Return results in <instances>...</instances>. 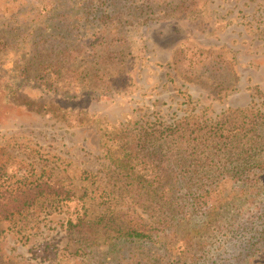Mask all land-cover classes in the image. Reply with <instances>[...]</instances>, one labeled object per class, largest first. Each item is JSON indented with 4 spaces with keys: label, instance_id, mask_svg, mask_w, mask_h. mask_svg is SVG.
I'll return each instance as SVG.
<instances>
[{
    "label": "rangeland",
    "instance_id": "374dc122",
    "mask_svg": "<svg viewBox=\"0 0 264 264\" xmlns=\"http://www.w3.org/2000/svg\"><path fill=\"white\" fill-rule=\"evenodd\" d=\"M203 1L185 12L157 8L143 14L123 6L118 16L124 31L112 40L99 36L105 28L111 32L114 21H93L90 27L85 22L71 47L88 53L79 54L71 63L74 71L60 78L57 71L42 73L37 63L19 64L30 57L32 41L48 48L52 43L48 32L46 44L39 40L41 31L36 34L39 0H0V30L20 31L11 41L19 59L10 53V61L0 62V182L44 180L75 192L72 201L37 211L31 224L7 223L0 264H104L105 257L116 256L123 264L132 261L120 248L110 252L102 236L100 246L82 245L67 222L84 209L90 221L109 218L126 226H155L158 218L174 214L181 221L180 248L187 249L183 264H237L242 258L239 234L232 237L235 226L261 211L264 196L241 195L242 184L229 181L217 197L226 206L218 208L213 200L187 218L179 200L167 206L149 193L129 195L115 153L148 126L216 122L263 108L264 0ZM34 28L40 38L31 35ZM218 55L231 74L208 67ZM169 248L178 256L179 247ZM153 249L145 245L144 264H167L148 256Z\"/></svg>",
    "mask_w": 264,
    "mask_h": 264
},
{
    "label": "trees",
    "instance_id": "16d2710c",
    "mask_svg": "<svg viewBox=\"0 0 264 264\" xmlns=\"http://www.w3.org/2000/svg\"><path fill=\"white\" fill-rule=\"evenodd\" d=\"M203 2L172 0L165 4L163 0H126L125 4V0H103L102 3L99 0H39L42 8L36 18L39 22L36 34L41 31V38L35 35L37 29L30 32L34 38L39 37L43 44H46L45 35L48 32V39L52 43L48 48L40 46L38 41H32L30 57L28 60L22 58L19 64L37 63L42 73L53 70L58 72V77L65 78L76 67L71 64L72 61H77L79 54L84 56L88 53L87 48L78 53L71 47L76 39V31H80L85 22L86 27H90L93 21H100L103 26L114 21L116 24L111 32L106 33L105 28L99 36L112 40L111 35L124 31L122 18L118 16L123 6L145 14L157 8L185 12L197 9ZM22 21H30L29 16ZM20 22L18 19L17 23L23 24ZM10 30H0L1 63L10 61V53L19 59V52L11 50L17 46L16 42L11 41L18 38L19 26ZM6 36L11 39L9 42ZM98 56L103 57L102 54ZM214 59V63L208 67L220 69L226 75L228 72L231 74L226 63H219L223 60L221 56ZM82 66L79 64V67ZM115 153L127 175L126 190L129 195L139 197L142 193H149L167 206L174 205V199L179 200L181 203L177 204L182 206L187 218L190 217L187 215L204 210L213 200L219 205L218 208L226 206L217 197L222 193V184L229 181L242 184L241 195L249 198L255 196L256 199L264 196V105L263 108L243 109L232 118L225 117L216 122L183 120L162 128L148 126L116 147ZM74 198L72 189L50 181L0 182V236L6 230L7 223L20 222L26 226L35 221L37 211L46 207L55 208L56 201H72ZM154 223L155 226H126L109 218L90 221L85 209L81 213L78 211L75 218L67 222L68 229L86 248L100 246L107 240L110 252L117 254V250L120 253L122 250L130 253L132 261L126 264H144L143 250L149 244L155 253H148V256L155 254V259H164L167 264L185 263L182 259L187 249L179 245L183 239L181 221L173 214L162 216ZM234 230L237 233L232 237L239 238V244L244 245L240 251L242 258H238L237 264H264V202L260 212L244 218L242 223L239 221ZM101 236L104 240H101ZM171 245L179 247L178 256H172L171 251L168 253ZM103 261L104 264H123L117 256L105 257Z\"/></svg>",
    "mask_w": 264,
    "mask_h": 264
}]
</instances>
